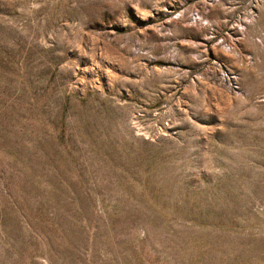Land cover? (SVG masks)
<instances>
[{
	"label": "rangeland",
	"instance_id": "obj_1",
	"mask_svg": "<svg viewBox=\"0 0 264 264\" xmlns=\"http://www.w3.org/2000/svg\"><path fill=\"white\" fill-rule=\"evenodd\" d=\"M0 264H264V0H0Z\"/></svg>",
	"mask_w": 264,
	"mask_h": 264
}]
</instances>
